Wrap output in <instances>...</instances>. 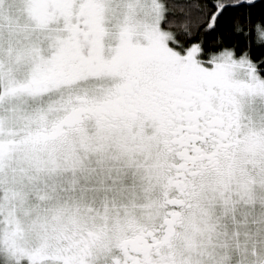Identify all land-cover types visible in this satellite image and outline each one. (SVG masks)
<instances>
[{"label": "snow or ice", "instance_id": "6c2138e0", "mask_svg": "<svg viewBox=\"0 0 264 264\" xmlns=\"http://www.w3.org/2000/svg\"><path fill=\"white\" fill-rule=\"evenodd\" d=\"M0 264H264V0H0Z\"/></svg>", "mask_w": 264, "mask_h": 264}]
</instances>
